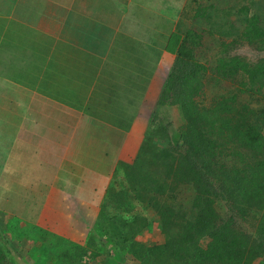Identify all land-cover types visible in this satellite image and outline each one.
<instances>
[{
	"label": "crops",
	"instance_id": "obj_1",
	"mask_svg": "<svg viewBox=\"0 0 264 264\" xmlns=\"http://www.w3.org/2000/svg\"><path fill=\"white\" fill-rule=\"evenodd\" d=\"M204 5L0 0V26H24L20 41H3L0 32V203L13 199L12 190L24 206L34 193L41 209L31 226L85 239L107 189L118 188L119 163L140 149L141 116L180 40L203 26ZM2 208L8 219L17 217Z\"/></svg>",
	"mask_w": 264,
	"mask_h": 264
},
{
	"label": "trees",
	"instance_id": "obj_2",
	"mask_svg": "<svg viewBox=\"0 0 264 264\" xmlns=\"http://www.w3.org/2000/svg\"><path fill=\"white\" fill-rule=\"evenodd\" d=\"M211 6L204 8L201 17L203 23L210 24L207 31L230 35V31L222 33L228 29L219 26L229 22L219 19V9L215 12ZM228 8L227 17L236 10L243 28L240 36L264 49V0ZM198 28L195 34L180 40L174 69L168 73L158 99L159 104L178 107L186 120L185 130L172 138L162 128L156 134L164 137L168 146L156 149L150 143L154 135L148 136L132 162H121L127 187L107 189L91 228L101 239L99 242L107 240L129 251L141 264H264V58L253 63L235 56L220 58L216 72L231 81L236 80L235 76L239 78L214 108L203 110L190 98L198 88V78H202L201 69H205L193 56V46L205 31ZM241 92L248 97L241 98ZM159 159L164 166L161 176L158 170L147 169ZM182 184L194 190L186 204L174 193ZM157 192L167 194L165 202L155 198ZM131 201L156 209L165 232L163 243L145 245L136 239L153 222L148 218L140 222V215L133 220L124 218L122 212L130 211ZM218 202L227 204V217L218 215ZM238 216L256 221L252 233L234 226ZM93 234L88 240L96 248ZM56 239L64 241L65 253L59 254L64 260L80 252L76 242L58 236ZM204 239L207 241L202 243ZM13 262L0 243V264Z\"/></svg>",
	"mask_w": 264,
	"mask_h": 264
},
{
	"label": "rangeland",
	"instance_id": "obj_3",
	"mask_svg": "<svg viewBox=\"0 0 264 264\" xmlns=\"http://www.w3.org/2000/svg\"><path fill=\"white\" fill-rule=\"evenodd\" d=\"M248 1L250 0H204V7L212 5V10L215 9V12L219 9V19L221 18L222 21L227 20L229 22L225 25H221L222 22L220 23L219 26H224L225 29H228L222 30L221 32L230 31L231 34L209 33L207 30L210 27V24L204 23V26H201L205 30L202 32L201 40L198 44L193 46L194 59L205 67V69H201L200 74L202 78H198V88L196 92L191 94L190 98H192L197 107L203 110L214 108L217 105V101L221 99L223 95L229 93V90L235 85L234 81L239 78V76H235L236 80L231 81L232 79L229 80L228 77L224 78L223 75L216 72V67L220 58L226 60L235 56L238 57V59L249 63L264 58V49L255 47V44L245 41V39L240 36L243 28L237 21L238 18L235 15L236 10H231L230 17L226 16V11L229 9V6L234 5L235 8H238L248 4ZM230 24L234 25L233 28H229V26H231ZM23 28L24 26H18L16 24H13V26H0V32L3 30L2 32L4 34L3 37L0 34V39L2 37V40L5 41L4 38L8 37L10 40L20 41V36L24 39V33L20 32ZM174 63L171 65L168 73L170 70L174 69ZM24 73H27V71ZM159 95L160 92L156 97V100L148 104L146 109L147 112L143 114L145 117L141 116L144 124V136L142 142H148V136L151 137L154 135L150 143L153 142L152 146L156 149L168 146L165 138H161L156 134L160 129L164 128L166 133L173 138L175 135H180L181 131L186 128V120L181 116L178 107L168 103L159 104ZM239 96L241 98L248 97V95L243 92H241ZM261 133L264 136V126ZM32 147L33 146L29 147L31 152H33ZM182 148H185V146L183 145ZM154 162L155 163H151L150 166L148 165L147 169L158 170L157 173L161 176L164 166L161 164L160 159L154 160ZM123 169L121 163H119L117 186L113 185V187L116 186L118 188L109 189L116 191L126 189L125 187H127L128 184L127 176ZM16 177L20 178V175H16ZM156 186L159 187L157 184ZM193 192L194 190L190 185L182 184L174 193H177V200L182 197L186 204V202H189L193 197ZM163 195L157 192L158 198H155L159 200L164 199L165 202L167 194ZM15 196V192L11 190L9 197L15 199ZM34 197L36 200V197L38 196L34 193H28L27 196H24V206H22L19 201H13V199L7 201L8 203H0V205L4 207L2 209H6L11 214L17 216L8 219L0 214V243L8 249V254L11 259L14 260L13 264H141L138 259L130 254L129 251L118 249L116 246L110 245V242H107V240L103 241L102 239L104 244L99 242L101 239H99L97 233L93 234L94 231H92V225L89 229H85L84 235L86 238L79 242L77 241V246L79 247L80 252L76 255H72L69 259L64 260L63 256L59 255L60 253H65L63 247L64 241L59 242L60 240L56 239V234L54 235L50 231H41L38 227L36 228L28 223L34 221L36 214L41 209V203H39L38 206L35 200L32 202ZM167 202H169V200ZM130 205V211L128 213H125V211L122 212L124 218L127 220H133L136 216L140 215V222L143 218H148L153 222L151 227L143 229V231L136 236V239L145 245L163 243L165 240V232L159 225L156 209L153 207L146 208L142 203L132 201L130 202ZM215 209L220 217H227L229 210L225 202H218L215 205ZM23 216L26 225L21 226L20 222ZM255 224L256 221L252 222L249 218L245 220L239 216L235 218L234 222L236 228L247 233H252L254 231ZM91 234H93V237L96 236V248H92L89 244L88 238ZM83 236L82 238H84ZM205 241H207V239H204L202 243ZM72 243L74 244L75 242ZM66 245L68 246V242ZM260 263L261 262L259 261L258 264Z\"/></svg>",
	"mask_w": 264,
	"mask_h": 264
},
{
	"label": "clouds",
	"instance_id": "obj_4",
	"mask_svg": "<svg viewBox=\"0 0 264 264\" xmlns=\"http://www.w3.org/2000/svg\"><path fill=\"white\" fill-rule=\"evenodd\" d=\"M205 8V7H204ZM203 26H204V23H203Z\"/></svg>",
	"mask_w": 264,
	"mask_h": 264
}]
</instances>
